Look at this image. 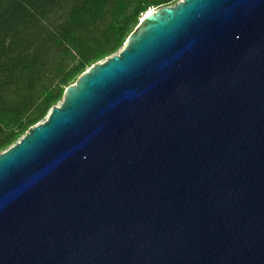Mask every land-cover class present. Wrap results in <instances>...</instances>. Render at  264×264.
<instances>
[{"label": "water", "instance_id": "water-1", "mask_svg": "<svg viewBox=\"0 0 264 264\" xmlns=\"http://www.w3.org/2000/svg\"><path fill=\"white\" fill-rule=\"evenodd\" d=\"M0 264H264V0H182L0 153Z\"/></svg>", "mask_w": 264, "mask_h": 264}, {"label": "trees", "instance_id": "trees-1", "mask_svg": "<svg viewBox=\"0 0 264 264\" xmlns=\"http://www.w3.org/2000/svg\"><path fill=\"white\" fill-rule=\"evenodd\" d=\"M182 0H0V153L118 54L145 16Z\"/></svg>", "mask_w": 264, "mask_h": 264}, {"label": "rangeland", "instance_id": "rangeland-1", "mask_svg": "<svg viewBox=\"0 0 264 264\" xmlns=\"http://www.w3.org/2000/svg\"><path fill=\"white\" fill-rule=\"evenodd\" d=\"M153 11H155V10H153ZM61 104V102L58 104V106Z\"/></svg>", "mask_w": 264, "mask_h": 264}]
</instances>
